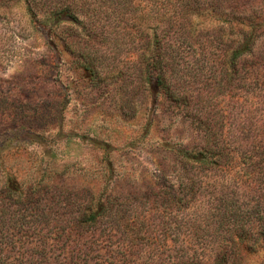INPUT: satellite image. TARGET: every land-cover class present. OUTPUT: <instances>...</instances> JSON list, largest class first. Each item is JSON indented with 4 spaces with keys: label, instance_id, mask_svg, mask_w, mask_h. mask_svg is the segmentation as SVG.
Masks as SVG:
<instances>
[{
    "label": "rangeland",
    "instance_id": "rangeland-1",
    "mask_svg": "<svg viewBox=\"0 0 264 264\" xmlns=\"http://www.w3.org/2000/svg\"><path fill=\"white\" fill-rule=\"evenodd\" d=\"M42 4L0 0V264H264V0Z\"/></svg>",
    "mask_w": 264,
    "mask_h": 264
},
{
    "label": "trees",
    "instance_id": "trees-1",
    "mask_svg": "<svg viewBox=\"0 0 264 264\" xmlns=\"http://www.w3.org/2000/svg\"><path fill=\"white\" fill-rule=\"evenodd\" d=\"M79 0H43L42 4V16H41V23L44 25H49L52 27L54 24H57L58 22L62 21H75L77 19V14L81 12L80 8L78 7ZM245 50H250V46L246 45L241 48H237L234 51V58H237L239 55H241ZM154 64V81L155 86L157 89H162L163 93L168 97L172 98L173 100H177V96L179 95V92L177 89L180 87L181 80L179 77H177V74L173 73L172 70L169 71V65H173L174 59L170 62H164L162 63V60L160 58L153 59ZM173 66H171L172 68ZM211 153L212 156H214L213 160H208L206 157V154ZM181 156L184 161L186 162H192L195 167V162L199 164L200 166L203 165L206 167L208 163L213 162L217 163L216 160L218 159L216 151H212V148L205 144L202 146L200 150L194 151V150H185L181 151ZM216 156V157H215ZM188 179H192L189 177ZM191 187L192 184H189ZM17 191L16 187L9 183L6 186V195H9L12 192ZM1 216L5 218V211L1 210ZM96 219L95 215L90 216V220L94 221ZM189 264V263H185Z\"/></svg>",
    "mask_w": 264,
    "mask_h": 264
}]
</instances>
